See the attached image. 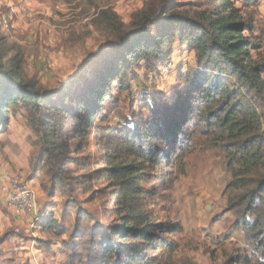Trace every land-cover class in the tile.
Here are the masks:
<instances>
[{
	"label": "rangeland",
	"instance_id": "rangeland-1",
	"mask_svg": "<svg viewBox=\"0 0 264 264\" xmlns=\"http://www.w3.org/2000/svg\"><path fill=\"white\" fill-rule=\"evenodd\" d=\"M236 4L241 6V1ZM259 5L246 8L255 9L256 35L264 26ZM105 6H111L128 25L142 8L160 12L174 6L177 11L205 4L204 0H0V35L10 48L2 61L15 57L20 79L44 98L40 109L22 101L12 103L9 124L0 126V264H83L93 255L89 251L93 238L112 245L118 242L112 233L120 224L113 182L97 171L106 166L102 150L94 142L84 152L75 151L73 134L53 161L41 140L43 123L56 116L48 104L71 109L68 117H72L73 98L90 88L93 71L105 62L107 49L118 50V33L92 22ZM24 9L33 16L28 17ZM4 17L8 28L3 26ZM262 41L264 50V33ZM191 69L204 71L197 67L194 53L176 40L169 61L157 71H146L141 63L128 75V89H115L105 97L98 125L113 131L133 127L139 116L148 115L146 104L161 98L172 101L179 73ZM204 73L229 89L237 86L229 74ZM241 91L240 99L257 110L264 126V106ZM62 97H67L64 103ZM56 117L62 124L64 117ZM199 123L195 119L188 124V138L182 144L187 153L163 166L160 177L149 184L154 194L147 201L155 215L180 225L179 230L165 233V244L149 255L153 264H261L264 228L258 235L239 225L233 212L227 211L224 188L231 174L225 167V151L208 142ZM54 172L63 182L51 180ZM151 173L158 175L159 168ZM22 184L33 192V211L17 206V187ZM45 218L55 219L56 225H41Z\"/></svg>",
	"mask_w": 264,
	"mask_h": 264
},
{
	"label": "trees",
	"instance_id": "trees-1",
	"mask_svg": "<svg viewBox=\"0 0 264 264\" xmlns=\"http://www.w3.org/2000/svg\"><path fill=\"white\" fill-rule=\"evenodd\" d=\"M237 1L204 0L203 8L177 11L174 6L163 7L160 12L142 8L135 11L128 25L111 6L98 9L92 22L118 33V50L107 49L105 62L93 71L90 88L73 98L72 117H68L71 109L48 104L51 114L64 117L63 123L52 115L41 132L45 151L53 161L69 145L73 134L75 151L84 152L95 142L106 163L97 171L113 182L120 224L113 227L112 233L118 242L112 245L93 238L89 248L93 255L83 264H153L149 252L165 244L162 236L179 230L180 225L161 221L155 215L147 201L154 194L149 184L160 177L163 166L172 165L180 154L187 153L182 144L188 138V124L195 119H199L208 142L225 151V167L231 174L224 188L227 211L233 212L239 225L258 235L264 228V126L257 110L240 99L241 90H245V96L251 94L264 106V26L256 35L255 9H246L258 6L262 0H240L241 6ZM176 40L194 53L197 67L204 71L179 73L172 101L161 98L146 104L148 115L139 116L133 127L101 129L97 116L105 109V97L115 89H128V75L141 63L146 71H157L169 61ZM9 50L0 35L2 127L9 124L12 103L22 101L40 109L44 102L33 85L18 76L19 61L15 57L2 61ZM207 70L234 76L237 86L229 89L226 83L213 81L204 73ZM61 100L64 103L67 97ZM154 168H159L158 175L151 173ZM51 180L63 179L54 172ZM56 223L55 219L45 218L40 224L51 227Z\"/></svg>",
	"mask_w": 264,
	"mask_h": 264
},
{
	"label": "built area",
	"instance_id": "built-area-1",
	"mask_svg": "<svg viewBox=\"0 0 264 264\" xmlns=\"http://www.w3.org/2000/svg\"><path fill=\"white\" fill-rule=\"evenodd\" d=\"M24 13L28 17L33 16V12L29 9H24ZM3 26L5 28H8L9 21L7 17L3 18ZM17 188L20 189V194L16 196L15 200L17 202V206L20 210H26V211H33L35 208V203L33 201V192L26 184H22L18 186Z\"/></svg>",
	"mask_w": 264,
	"mask_h": 264
},
{
	"label": "crops",
	"instance_id": "crops-1",
	"mask_svg": "<svg viewBox=\"0 0 264 264\" xmlns=\"http://www.w3.org/2000/svg\"><path fill=\"white\" fill-rule=\"evenodd\" d=\"M259 9L264 12V1L260 2Z\"/></svg>",
	"mask_w": 264,
	"mask_h": 264
}]
</instances>
